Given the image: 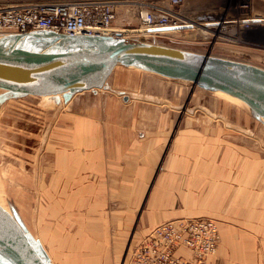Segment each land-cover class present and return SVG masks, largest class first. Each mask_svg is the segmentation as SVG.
<instances>
[{"label": "crops", "instance_id": "obj_1", "mask_svg": "<svg viewBox=\"0 0 264 264\" xmlns=\"http://www.w3.org/2000/svg\"><path fill=\"white\" fill-rule=\"evenodd\" d=\"M111 78L108 89L53 101L68 143L56 152L63 211L94 216L84 229L136 227L147 236L165 222L212 219L220 241L209 264H264V140L248 143L239 136L245 128L209 109L182 113L184 90L174 79L133 66Z\"/></svg>", "mask_w": 264, "mask_h": 264}, {"label": "rangeland", "instance_id": "obj_2", "mask_svg": "<svg viewBox=\"0 0 264 264\" xmlns=\"http://www.w3.org/2000/svg\"><path fill=\"white\" fill-rule=\"evenodd\" d=\"M254 2L256 10L246 12L239 8L238 0H188L185 14L189 22L195 24L180 32L149 35L133 31L141 28L136 14L124 11H120L113 27L117 29L115 32L123 31L127 37H143L152 42L211 52L264 67V25L244 31L235 27L234 31L240 32L241 36L234 39L230 36H222L221 39L214 37L211 31L202 30L206 22L232 20L242 13L264 16V0ZM4 38L7 37H0V40ZM29 42L31 48L44 49L75 45L62 42L53 45L33 39ZM114 80L112 77L110 82ZM170 82L184 90L182 113L186 107L194 116H205L209 110L218 118L224 114L230 124L245 128V134H239L240 137L262 147L257 139L264 140V126L244 106L228 102L215 91L194 86L192 82ZM192 90L193 95L187 104ZM2 94L0 91V97ZM105 94L103 98L106 99L108 93ZM58 98L62 97L17 96L0 102V204L15 215L52 264H129L132 251L147 237V232L136 227L130 230L84 229L79 225L88 224V217L78 211H63L69 203L68 198L64 202L60 196L62 167L56 152L60 150L58 147H66L68 143L65 140L67 134L58 132L55 124L58 109L53 101ZM99 99L96 97L95 100ZM188 112L185 114L190 115ZM211 121L222 123L221 120ZM247 129L254 130L258 138H251L246 133ZM69 200L72 209L79 208L74 199ZM89 217L94 221V216L90 214ZM0 264L8 263L0 256Z\"/></svg>", "mask_w": 264, "mask_h": 264}, {"label": "water", "instance_id": "obj_3", "mask_svg": "<svg viewBox=\"0 0 264 264\" xmlns=\"http://www.w3.org/2000/svg\"><path fill=\"white\" fill-rule=\"evenodd\" d=\"M65 35L44 31L18 34L8 46L0 48V91L3 92L0 102L17 96L69 99L83 92L97 93L108 89V81L118 66H133L230 94L264 126L263 66L211 52L127 37L123 32L77 36L72 47L44 49L28 45L30 39L44 41L41 38L55 45L71 37ZM0 255L8 256L15 264H52L21 222L1 204Z\"/></svg>", "mask_w": 264, "mask_h": 264}, {"label": "built area", "instance_id": "obj_4", "mask_svg": "<svg viewBox=\"0 0 264 264\" xmlns=\"http://www.w3.org/2000/svg\"><path fill=\"white\" fill-rule=\"evenodd\" d=\"M187 3L188 0H0V37L35 31L109 36L113 35L120 11L135 13L142 33L180 32L184 27H193L185 14ZM238 5L242 11L255 10L248 0H238ZM212 22L217 23L209 28L212 35L221 39L240 37L235 27L244 31L252 29V22L264 25V19L254 13ZM219 241L220 233L212 219L165 222L134 248L129 264H209ZM180 247H186L190 255H178Z\"/></svg>", "mask_w": 264, "mask_h": 264}, {"label": "bare ground", "instance_id": "obj_5", "mask_svg": "<svg viewBox=\"0 0 264 264\" xmlns=\"http://www.w3.org/2000/svg\"><path fill=\"white\" fill-rule=\"evenodd\" d=\"M192 20V19H191ZM192 22V21H191ZM227 22V24H229L228 22H230V21H226ZM188 23H190V22H188ZM199 23V22H198ZM191 25L193 24V23H190ZM195 24V23H194ZM193 24V25H194ZM203 24V23H202ZM227 24L225 25L224 24V26L226 27L227 26ZM252 24V27L251 28H253V27H255V26H258L257 24L258 23H254V22H252L251 23ZM201 25V24H200ZM217 25V23H213V22H206L205 23V25H203V27H202V30H204V32L206 31L207 33H208V31L210 32V29L209 28H211V27H214V26H216ZM114 30H117V29H112V32H113V34L115 35V33L116 32H123V31H114ZM137 30H139V29H136V30H133V31H137ZM141 31V30H140ZM44 32H48V31H44ZM168 32H174L173 30H167V31H159V35L160 34H165V33H168ZM213 32V31H212ZM48 33H50V32H48ZM155 33V32H154ZM157 33V32H156ZM145 34H149V35H158V33L157 34H152L151 32H146ZM65 35V34H64ZM65 37H69L68 35H65ZM14 38L15 37H13V36H11V37H7V38H4V39H2V40H0V48L1 49H4L6 46H8L11 42H13L14 41ZM27 38V37H26ZM139 38H143V37H139ZM233 38V37H232ZM42 40H44V41H47V39L46 38H41ZM26 41L28 40V39H25ZM74 40L75 41H77L78 40V37L77 36H71V37H69V38H64V39H62V40H60V41H57L56 43H60V42H62V43H72V42H74ZM118 67H121V66H118ZM215 93H216V95H218V96H220V97H222L224 100H226V101H230V102H232V103H234V104H236V105H240V106H244L243 105V103L239 100V99H237V98H235V97H233V96H231L230 94H227V93H225V92H222V91H215ZM6 207H7V205H6ZM8 208V207H7ZM9 210V209H8ZM10 211V210H9ZM11 212V211H10ZM39 248V250H41V252L43 253V254H45V252H44V250L42 249V248H40V247H38ZM46 255V254H45ZM1 256V258L3 259V260H5L8 264H15L8 256H5V255H0Z\"/></svg>", "mask_w": 264, "mask_h": 264}]
</instances>
